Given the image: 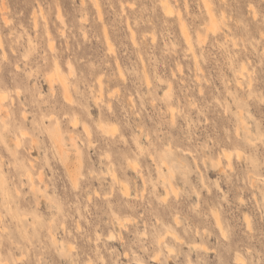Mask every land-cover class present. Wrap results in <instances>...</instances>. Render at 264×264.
Listing matches in <instances>:
<instances>
[{
    "label": "rangeland",
    "instance_id": "1",
    "mask_svg": "<svg viewBox=\"0 0 264 264\" xmlns=\"http://www.w3.org/2000/svg\"><path fill=\"white\" fill-rule=\"evenodd\" d=\"M0 104V264H264V0H0Z\"/></svg>",
    "mask_w": 264,
    "mask_h": 264
},
{
    "label": "bare ground",
    "instance_id": "2",
    "mask_svg": "<svg viewBox=\"0 0 264 264\" xmlns=\"http://www.w3.org/2000/svg\"><path fill=\"white\" fill-rule=\"evenodd\" d=\"M163 3H164V2H163ZM163 3H162V4H163ZM167 3H168V2H167ZM167 3H165V4H164L165 6H164V5H163V6L168 10V9H169V6H168ZM168 12H170V11H168ZM209 14H210V12H209ZM211 15H212V13H211ZM212 17H213V16H211L210 18H212ZM212 19H213V18H212ZM212 19H211V21H212V23H213V21H215V20H212ZM214 23H215V22H214ZM212 25H214V24H212ZM184 28H185V26H184ZM212 28H213V27H212ZM212 28H211V29H212ZM212 30L214 31L215 29L213 28ZM183 31L186 32V33L184 32V35L187 34L186 29H185V30L183 29ZM186 40H187V39H186ZM189 40H190V39H189ZM187 41H188V40H187ZM191 46H192V45H191ZM58 72H59V71H58ZM56 74H57V73H56ZM59 74H60V73H59ZM241 74H242V73H241ZM51 76H52V75H51ZM56 76H57V75H56ZM60 76H61V75H60ZM242 76H243V75H242ZM52 77H53V76H52ZM58 77H59V76H58ZM62 77H63V76H62ZM62 77H59V78L62 79ZM50 78H51V77H50ZM51 79H52V78H51ZM64 79H65V78H64ZM64 79H63V81L60 82V83L63 84V86H64L63 88L65 89L66 94H68V93H67V91H69L68 88H67L68 86H67L66 82L64 81ZM50 81H51V80H50ZM55 81H56V80H55ZM60 81H61V80H60ZM52 83H53V81H52ZM239 83H240V82H239ZM68 96H69V95H68ZM3 98H5V97H3ZM3 98L1 97V99H3ZM66 98H67V97H66ZM4 100H5V99H4ZM0 105H1V104H0ZM2 105H3V104H2ZM0 109H1V108H0ZM2 109H4V108L2 107ZM0 111H1V110H0ZM3 111H4V110H2V112H3ZM5 111H6V110H5ZM3 114H4V113H3ZM3 116H4V115H3ZM1 117H2V116H1ZM113 130H114V129H113ZM17 138H19V137H17ZM20 140H21V139H20ZM16 141H17V139H16ZM18 141H19V140H18ZM19 142H20V141H19ZM19 144H20V143H19ZM19 147H20V146H19ZM232 153H233V152H232ZM236 153H237V155H240L239 151H236ZM224 155H225V156L227 157V159H229V160H230V157L232 156V154H231L230 152L225 151V150H224ZM225 156H224V157H225ZM220 157H221V156H220ZM220 157H219V160H220ZM219 162L222 163L221 160L218 161V163H219ZM220 163H219V164H220ZM227 167H228V166H227ZM27 172H28V171H27ZM29 172H30V171H29ZM29 172H28L27 175H28V177L32 180V179H33V178H32V175H31V173H29ZM27 175H26V176H27ZM32 181H33V180H32ZM170 185H171V183H170ZM169 188H170V187H169ZM124 189H125V187H124ZM164 189H165V188H164ZM171 189H172V191H175L174 186H172V185H171ZM126 190H127V189H126ZM126 190H125V191H126ZM165 190H166V189H165ZM168 192H169V191H168ZM168 192H167V193H168ZM172 193H173V192H172ZM127 194H128V193H127ZM119 223H120V222H119ZM218 223H219V221H217V224H218ZM219 225H220V224H219ZM219 228H220V227H219ZM221 228H222V227H221ZM221 228H220V229H221ZM51 234H52V233H51ZM51 236H52V239H53L54 243H56L57 240L54 238L53 235H51ZM171 236H175V234H174V233H171ZM175 240H176V239H175ZM177 240H178V239H177ZM236 260H237V261H242L239 257L236 258Z\"/></svg>",
    "mask_w": 264,
    "mask_h": 264
}]
</instances>
